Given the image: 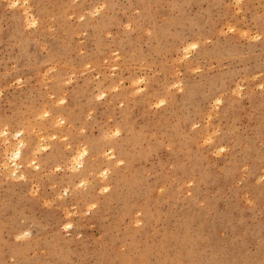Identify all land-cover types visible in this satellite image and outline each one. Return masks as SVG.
<instances>
[{"label":"rangeland","instance_id":"rangeland-1","mask_svg":"<svg viewBox=\"0 0 264 264\" xmlns=\"http://www.w3.org/2000/svg\"><path fill=\"white\" fill-rule=\"evenodd\" d=\"M0 264H264V0H0Z\"/></svg>","mask_w":264,"mask_h":264},{"label":"bare ground","instance_id":"bare-ground-1","mask_svg":"<svg viewBox=\"0 0 264 264\" xmlns=\"http://www.w3.org/2000/svg\"><path fill=\"white\" fill-rule=\"evenodd\" d=\"M18 153H20V151L18 150Z\"/></svg>","mask_w":264,"mask_h":264}]
</instances>
